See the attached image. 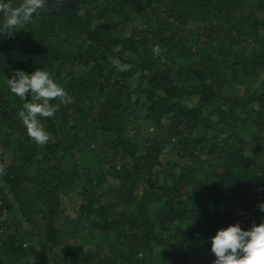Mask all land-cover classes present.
<instances>
[{"label": "trees", "instance_id": "16d2710c", "mask_svg": "<svg viewBox=\"0 0 264 264\" xmlns=\"http://www.w3.org/2000/svg\"><path fill=\"white\" fill-rule=\"evenodd\" d=\"M18 31L0 35V264H213L218 228L264 220V0H46ZM38 67L72 97L44 145L6 82Z\"/></svg>", "mask_w": 264, "mask_h": 264}, {"label": "clouds", "instance_id": "9594fccd", "mask_svg": "<svg viewBox=\"0 0 264 264\" xmlns=\"http://www.w3.org/2000/svg\"><path fill=\"white\" fill-rule=\"evenodd\" d=\"M45 4L46 0H21L18 6H13L11 0H0V35H11L25 29L26 25L34 22ZM161 51L159 45H153L154 55ZM113 63L120 71L130 68L129 64H118L115 60ZM6 82L9 90L25 101L19 117L28 136L38 145L48 143L50 133L40 118L52 117L60 105L72 101L71 95L47 70L39 67L31 73L14 70ZM29 95L30 99L27 98ZM258 208L264 212V202ZM210 241V251L215 257L213 264H264V220L259 224L253 223L248 229H242L239 222L218 228Z\"/></svg>", "mask_w": 264, "mask_h": 264}, {"label": "rangeland", "instance_id": "374dc122", "mask_svg": "<svg viewBox=\"0 0 264 264\" xmlns=\"http://www.w3.org/2000/svg\"><path fill=\"white\" fill-rule=\"evenodd\" d=\"M20 36V32L16 31L15 33H13V37L18 40ZM0 155L2 157V159L4 160L5 163H9V161L11 160V154L10 151L7 150L5 147H1L0 148ZM164 157L167 158V153L164 154ZM77 200L76 198L71 194L69 196H65L62 198V205H61V210H62V220L63 218H67L70 219L72 221V225L75 224V219L77 218L76 212H77ZM64 240L71 245V247L74 246V249L76 250V252H84L86 250L91 249V247L89 246V244L85 241H83L82 239L78 238H74L72 239L68 234L64 235ZM76 246H75V244Z\"/></svg>", "mask_w": 264, "mask_h": 264}]
</instances>
